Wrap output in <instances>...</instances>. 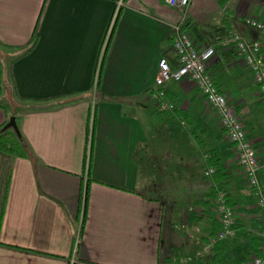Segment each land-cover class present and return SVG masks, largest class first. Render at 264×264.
<instances>
[{"label":"crops","instance_id":"obj_1","mask_svg":"<svg viewBox=\"0 0 264 264\" xmlns=\"http://www.w3.org/2000/svg\"><path fill=\"white\" fill-rule=\"evenodd\" d=\"M116 1L0 0V43L23 47L37 37L10 65L15 109L0 99V126L14 115L28 149L27 156L0 151V264L192 262L211 253L208 239L219 227L213 190L234 207L238 231L223 241L216 264H243L259 253L264 225L218 116L189 78L166 84L170 114L153 97L158 60L177 68L181 13L164 0H123L95 83ZM184 13L196 46L214 48L208 68L264 161L263 101L233 41L240 34L264 50V33L244 23L264 20V0H191ZM211 152L221 170L205 178L194 166L209 167ZM258 179L264 186V171ZM172 196L190 202L184 218L178 203L167 207ZM166 208L177 219L173 229L165 230Z\"/></svg>","mask_w":264,"mask_h":264},{"label":"built area","instance_id":"obj_2","mask_svg":"<svg viewBox=\"0 0 264 264\" xmlns=\"http://www.w3.org/2000/svg\"><path fill=\"white\" fill-rule=\"evenodd\" d=\"M170 7L184 9L191 0H164ZM123 0H117L110 24H112ZM181 20L174 26L173 50L177 59V68L172 69L168 60L161 57L157 62V76L153 97L157 107L162 110H172L174 105L166 97L165 86L169 81H180L189 78L198 88L205 99L207 106L213 110L219 119V124L225 132L226 138L233 144L236 153V165L245 175L249 185L254 189L256 204L262 216L264 225V190L258 179L259 171H264V161H261L247 137L246 129L238 116L235 107L227 99L225 93L217 86L208 63L215 51L213 47L199 49L191 35L183 29L185 20L184 10L181 13ZM244 23L256 32L264 33V20L255 16L244 19ZM110 30L108 28L106 37ZM236 52L242 58L243 64L251 72L253 81L258 85L264 105V50L259 40H247L240 34L233 36ZM88 164V154L86 158ZM214 172L212 167L204 171L205 175ZM218 221L220 228L208 239L206 251H209L217 241L225 240L236 235L235 210L227 203L225 193L218 191L215 198ZM243 264H264V242L261 244L258 254H251Z\"/></svg>","mask_w":264,"mask_h":264},{"label":"trees","instance_id":"obj_3","mask_svg":"<svg viewBox=\"0 0 264 264\" xmlns=\"http://www.w3.org/2000/svg\"><path fill=\"white\" fill-rule=\"evenodd\" d=\"M122 10V7L119 8L112 24H110L108 27L110 26V30L108 32L107 35V39L105 42L104 47L101 49L100 52V56H99V75L97 77H95V83L96 85L98 84L99 80H100V72L102 69V64H103V60L106 54V50L107 47L109 45L111 36L113 34L114 28L116 26L117 20L119 18L120 12ZM111 21V20H110ZM107 34V31H106ZM37 42V37L36 34L33 33L31 39L27 42L26 45H24L23 47H15V46H7L5 44H1L0 46L4 49H16L18 51V53L14 56H11L10 58H8V62H4V60H2V58L0 59V67H1V97L0 99H2L3 101H7L8 100V96L10 93H14L15 88H14V83H13V78L12 75L10 73V65L11 63L14 61L13 59L16 57H20L22 55H25L26 53H28L36 44ZM10 47V48H9ZM7 58V55H5V59ZM10 59V60H9ZM12 59V60H11ZM102 98L104 99H108L104 96H102ZM157 109L160 112H164V113H168L170 114V110H162L159 109L157 107ZM8 120H6L1 126H0V151L9 153L13 156H27L28 155V149L26 147V143L25 140L23 138L22 135H18L13 128L11 127H7L5 128V124L7 123ZM21 134V133H20ZM192 134L193 137L195 138V140L199 143V144H203V140H202V135L201 133H198V131H196V127L193 128L192 130ZM213 153L211 152L209 154V158H208V162H209V167H212L214 169V172L211 175H205L203 172V176L205 178H208L210 176H212L213 174H216L218 172H220V165L218 164V160L217 159H213ZM89 159V158H88ZM208 167V168H209ZM262 189L264 190V186H262ZM217 190H213L212 192L210 191L209 193L211 195H215L217 194ZM214 196V197H215ZM211 200H208V202ZM190 214L193 218L198 219L199 215L196 211H190ZM194 220V219H193ZM236 225V224H235ZM218 229L220 228V223L218 224ZM216 232V231H215ZM215 232H212V234L210 236H213ZM238 234V231H236V235L234 237L225 239V240H232L233 238H235ZM209 236V238H210ZM224 240L221 241H217L215 244H213V246L210 249V254L203 256L199 259L193 260L192 262L186 261V264H216L217 262H219L222 253L225 250V244L223 243ZM258 254V253H256Z\"/></svg>","mask_w":264,"mask_h":264},{"label":"rangeland","instance_id":"obj_4","mask_svg":"<svg viewBox=\"0 0 264 264\" xmlns=\"http://www.w3.org/2000/svg\"><path fill=\"white\" fill-rule=\"evenodd\" d=\"M189 5V4H188ZM187 5V6H188ZM186 6V7H187ZM185 7V8H186ZM184 8V9H185ZM176 9V8H175ZM184 9H182L181 11L179 10V9H177L178 11H179V13H182L183 12V10ZM181 20V19H180ZM179 20V21H180ZM179 23V22H178ZM214 32L213 33H216V31L215 30H213ZM217 34V33H216ZM106 36V35H105ZM15 52L16 51H13V50H8V49H4V48H2V47H0V53L2 54H0V57L4 60V62H8V58H10L11 56H13L14 54H15ZM5 55H7V58L5 59ZM94 98V97H93ZM92 98V99H93ZM95 99V98H94ZM3 101V100H2ZM5 103H6V105H7V108H8V110H10V111H13L14 109H15V107H16V103H18L16 100H15V97L13 96V94L12 93H10L9 94V96H8V100L6 101H4ZM18 105V104H17ZM149 111L152 113V114H154V116H156L157 118H159L160 117V115H163V114H161V113H158V112H156V111H152V109H149ZM155 132H153V131H151V135H155L154 134ZM156 136V135H155ZM154 137V136H153ZM155 138V137H154ZM153 139V138H152ZM151 145H157V146H159L160 145V142L157 144V140L156 139H154L153 140V143L151 144ZM170 152H171V150H170ZM204 167H206V164L205 163H203V164H197V165H195L194 166V170L195 171H197L198 173H202V172H204L206 169H208V167L207 168H204ZM148 193H149V195H157L156 193H152V192H150V191H148ZM169 199L170 200H168L167 201V203H169V205H167V207H171V205L173 204V203H178V205L181 207V211H182V215H181V217H183L184 218V216H185V214H187V212H188V208H189V206H190V202L188 201V199L187 198H185V199H183L182 197H179L178 199L177 198H174V200H173V196L172 197H169ZM169 211H170V209L168 210V208H166V213H165V221H166V229L165 230H168V228L171 226V229H173V222L174 221H176L177 219L176 218H174L173 220H172V218L169 216ZM182 218V219H183ZM181 218L180 219H178V220H182ZM170 222H171V225H170ZM168 226V227H167ZM199 230H203V231H200V232H197V233H201L202 235H204L205 234V232L206 231H204V230H207V228H205V224L204 223H202L199 227ZM176 232H179L180 234H181V231H184V228H182V226L178 223V229H176L175 230ZM201 234H199V235H201Z\"/></svg>","mask_w":264,"mask_h":264},{"label":"water","instance_id":"obj_5","mask_svg":"<svg viewBox=\"0 0 264 264\" xmlns=\"http://www.w3.org/2000/svg\"><path fill=\"white\" fill-rule=\"evenodd\" d=\"M5 128L7 127H11L14 129V131L18 134V135H21L20 134V131H19V128L17 126V123H16V117L14 115H11L7 121V123L5 124L4 126Z\"/></svg>","mask_w":264,"mask_h":264}]
</instances>
